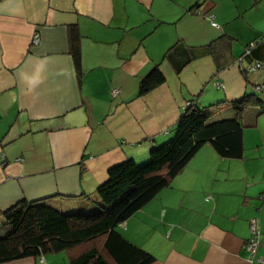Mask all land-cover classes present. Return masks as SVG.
Instances as JSON below:
<instances>
[{
    "label": "crops",
    "instance_id": "obj_1",
    "mask_svg": "<svg viewBox=\"0 0 264 264\" xmlns=\"http://www.w3.org/2000/svg\"><path fill=\"white\" fill-rule=\"evenodd\" d=\"M261 35L264 0H0V212L22 200L91 211L108 169L145 162L173 137L189 101L209 123L232 118L236 102L264 88V46L251 55L259 70L241 57ZM219 37L231 42L220 67L207 53L179 69L165 58L177 41L200 48ZM154 66L164 81L138 95ZM242 123L241 159L202 146L117 227L151 264H264V112L249 106ZM253 128L258 139L246 142ZM251 219L260 233L252 258ZM1 264L69 261L57 252Z\"/></svg>",
    "mask_w": 264,
    "mask_h": 264
},
{
    "label": "trees",
    "instance_id": "obj_2",
    "mask_svg": "<svg viewBox=\"0 0 264 264\" xmlns=\"http://www.w3.org/2000/svg\"><path fill=\"white\" fill-rule=\"evenodd\" d=\"M73 44L71 55L78 69L80 53ZM230 45L229 39L223 37L200 48L177 41L166 51L165 58L176 59L179 69L193 57L207 53L220 67L228 57ZM263 46L261 35L244 47L241 57H251L254 50ZM255 64L259 65L256 70L262 68V62L252 58L248 69ZM163 81L158 66H154L139 81L138 95L146 94ZM263 90L254 88L252 94L236 102L232 118L210 123L208 113L189 101L175 125L173 137L152 147L145 162L127 159L108 169L107 179L96 188L95 207L91 211L63 213L42 201L22 200L0 212V264L57 252H65L69 264H151L154 257L127 241L117 227L169 187L202 146L209 145L221 158L241 159L245 128L242 114L249 106L264 112Z\"/></svg>",
    "mask_w": 264,
    "mask_h": 264
},
{
    "label": "built area",
    "instance_id": "obj_3",
    "mask_svg": "<svg viewBox=\"0 0 264 264\" xmlns=\"http://www.w3.org/2000/svg\"><path fill=\"white\" fill-rule=\"evenodd\" d=\"M207 21L211 24L214 25V22L212 21V17H208ZM38 41L37 36L33 37L32 43L36 44ZM259 68L258 64L253 65L250 67V70ZM119 90H113L112 91V96L115 97L116 95L119 94ZM262 94L264 95V90L262 91ZM188 106V103L186 104ZM249 230H250V237L246 242L245 249L249 252L250 258H252L256 252V249L259 246V238H260V233L257 227V222L255 219H251L249 221ZM263 263V261H260Z\"/></svg>",
    "mask_w": 264,
    "mask_h": 264
},
{
    "label": "rangeland",
    "instance_id": "obj_4",
    "mask_svg": "<svg viewBox=\"0 0 264 264\" xmlns=\"http://www.w3.org/2000/svg\"><path fill=\"white\" fill-rule=\"evenodd\" d=\"M250 111H256L255 109L253 110V109H251ZM248 122V121H247ZM246 121H244L243 120V123L245 124V123H247ZM252 122V121H251ZM246 131H248L247 133H248V135H250L249 137L248 136H246V142H252V141H255V140H257L258 139V132L257 131H255V128H253V129H249V130H246Z\"/></svg>",
    "mask_w": 264,
    "mask_h": 264
}]
</instances>
